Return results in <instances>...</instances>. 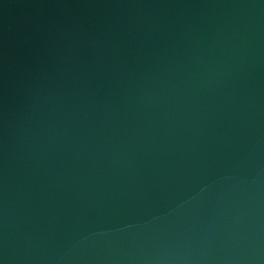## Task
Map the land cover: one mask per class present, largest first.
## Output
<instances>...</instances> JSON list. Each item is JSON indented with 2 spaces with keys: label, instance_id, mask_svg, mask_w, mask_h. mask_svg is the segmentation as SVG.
Wrapping results in <instances>:
<instances>
[{
  "label": "water",
  "instance_id": "95a60500",
  "mask_svg": "<svg viewBox=\"0 0 264 264\" xmlns=\"http://www.w3.org/2000/svg\"><path fill=\"white\" fill-rule=\"evenodd\" d=\"M0 264H264V0H0Z\"/></svg>",
  "mask_w": 264,
  "mask_h": 264
}]
</instances>
